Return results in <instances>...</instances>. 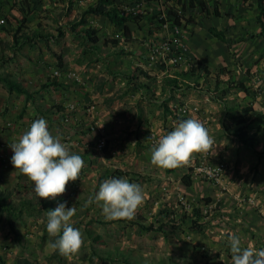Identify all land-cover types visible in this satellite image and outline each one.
<instances>
[{
    "label": "crops",
    "instance_id": "obj_1",
    "mask_svg": "<svg viewBox=\"0 0 264 264\" xmlns=\"http://www.w3.org/2000/svg\"><path fill=\"white\" fill-rule=\"evenodd\" d=\"M99 1L0 0V19L6 21L0 25V73L11 75L29 95L10 92L0 82V193H12L9 202L35 206L10 222L5 216L0 220V257L7 264L20 257L34 264L50 260V242L56 238L47 235V211L63 202L75 208L70 222L83 236L77 251L60 253L63 264H88L92 257L96 264H232V234L246 247L264 248L260 0H202L204 11L196 0L193 6L192 0L183 1L193 19L181 33L180 52L193 67L157 65L151 71L148 46L173 37L157 21L162 1L145 3L146 11L124 26L103 15H87L85 24H73ZM112 1L135 15L142 0ZM24 12L22 32L35 41L14 45ZM210 29L222 32L225 40ZM38 31L52 39H38ZM238 83L245 89L235 87ZM247 108L251 112L243 115ZM242 115L248 123L247 142L233 134L241 125L232 117ZM41 117L84 161L78 178L55 199H40L32 182L10 162L9 144ZM187 118L208 128L212 147L177 168L154 165L151 149L158 139ZM219 163L226 165L221 184L198 173L201 166L215 168ZM110 178L141 185L144 201L131 219L108 220L102 202L89 203ZM83 246H93L87 257L79 254Z\"/></svg>",
    "mask_w": 264,
    "mask_h": 264
},
{
    "label": "clouds",
    "instance_id": "obj_2",
    "mask_svg": "<svg viewBox=\"0 0 264 264\" xmlns=\"http://www.w3.org/2000/svg\"><path fill=\"white\" fill-rule=\"evenodd\" d=\"M214 140L209 130L198 119L179 121L174 129L161 136L151 149V162L164 169L180 167L194 153L207 152ZM13 153L11 164L31 182L40 199H55L66 190L69 181H75L84 161L81 155L70 151L59 135H53L44 118L35 119L18 141L9 144ZM141 185L127 178L106 179L89 203L102 202V213L108 220L131 219L143 204ZM74 207L59 203L47 211V231L58 238L50 242L62 253L77 251L83 236L70 222ZM232 264H264V248L246 247L239 235L230 236Z\"/></svg>",
    "mask_w": 264,
    "mask_h": 264
},
{
    "label": "trees",
    "instance_id": "obj_3",
    "mask_svg": "<svg viewBox=\"0 0 264 264\" xmlns=\"http://www.w3.org/2000/svg\"><path fill=\"white\" fill-rule=\"evenodd\" d=\"M196 1L199 4L202 11L206 10V7L203 4L202 0H196ZM261 1L263 0H260V11H261V14H263L264 7L261 4L262 3ZM190 4L193 6V0L190 1ZM214 14L216 16H219V12L217 11L216 6L214 8ZM87 15L106 16L110 20V22H112L116 26H124L130 20V17L124 16V14L119 11V9L115 6L112 0H101L99 1L97 5L89 7L88 9L84 11L81 18L76 19L73 22V24L75 25L85 24ZM26 16L27 14L26 12H24V18L20 21L21 23L20 26L17 27L16 31L14 32V35H13L14 45L32 43L35 41V38H32L28 33L22 32L23 25L26 21ZM86 33L89 35L90 40H92L93 42L97 41V39L93 37V32L91 30H87ZM210 33L220 41L225 40L223 33L220 31H217L216 29H210ZM36 36L38 39L45 40L46 42L52 39L51 34L44 35L40 31H38ZM184 76L189 78L187 75H184ZM0 82H2L10 92L16 91L18 93H23L29 96L28 92L23 87H21L20 85H18L12 80L11 75L0 73ZM235 87L245 89L244 85L241 83H238ZM250 112H251V109L249 108L244 109L243 115L244 114L248 115ZM243 115L240 117H234V116L232 117L233 122H235L237 125H241L237 130L234 131L233 134L239 139H241L243 142H247L245 139L246 138L245 129L248 123ZM183 181L186 185H189L188 177H186ZM11 197H12V193H9V192L0 193V220H2V218L5 216L7 221L10 222L12 218L20 217L24 213V211L30 212L34 209V205L32 202L31 203L27 201H20L16 203L9 202ZM10 230L12 232L16 231L12 224H10ZM56 252H59V250H57ZM0 264H7L5 259L2 257H0ZM13 264H34V263L27 258L20 257V258H17Z\"/></svg>",
    "mask_w": 264,
    "mask_h": 264
},
{
    "label": "built area",
    "instance_id": "obj_4",
    "mask_svg": "<svg viewBox=\"0 0 264 264\" xmlns=\"http://www.w3.org/2000/svg\"><path fill=\"white\" fill-rule=\"evenodd\" d=\"M129 2H136V0H128ZM152 0H142L137 3L138 12L134 13L127 7H117L121 13L126 17H138L146 11L144 4ZM164 9L157 12V21L162 28L171 29L173 37L166 43H155L148 46L147 49V67L151 71L157 65H164L168 68L170 65L185 64L189 68L193 67V63L188 60L180 52L179 39L184 28L192 25V17L188 15L184 7L186 0H161ZM5 19H0V25H5ZM65 123L70 122V117L64 118ZM105 141L101 140L100 146L105 147ZM226 170L224 163H219L215 168L201 166L198 168V173L202 175L203 179L211 181L215 184H221L222 175Z\"/></svg>",
    "mask_w": 264,
    "mask_h": 264
},
{
    "label": "rangeland",
    "instance_id": "obj_5",
    "mask_svg": "<svg viewBox=\"0 0 264 264\" xmlns=\"http://www.w3.org/2000/svg\"><path fill=\"white\" fill-rule=\"evenodd\" d=\"M198 14L199 13H197L196 15H195V17H198ZM200 18V17H199ZM193 19V18H192ZM35 207V206H34ZM47 232V235L49 236V238L50 239H57L58 238V234H57V236H54V235H52V234H50L48 231H46ZM22 234L20 233V236H21ZM17 236V234L15 233L14 235H13V237H16ZM21 240V239H20ZM92 247L93 246H90V248L88 249V246H83V248L81 249V252L79 253L80 254V256H85V257H87L88 255H89V252L88 251H91V249H92ZM52 249V248H51ZM94 249V248H93ZM52 251V258L50 259V260H46V262H41V264H63L64 263V261H62V255H60V251L59 252H56L57 250L56 249H52L51 250ZM47 257V256H46ZM50 257V256H49ZM90 258V257H89ZM88 264H96L95 263V260L93 259V257L91 258V259H89L88 260ZM102 264H105V263H102Z\"/></svg>",
    "mask_w": 264,
    "mask_h": 264
}]
</instances>
